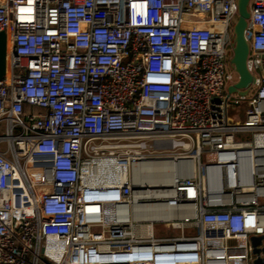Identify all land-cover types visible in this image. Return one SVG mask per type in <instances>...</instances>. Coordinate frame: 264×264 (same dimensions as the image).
I'll use <instances>...</instances> for the list:
<instances>
[{
    "label": "built area",
    "instance_id": "built-area-1",
    "mask_svg": "<svg viewBox=\"0 0 264 264\" xmlns=\"http://www.w3.org/2000/svg\"><path fill=\"white\" fill-rule=\"evenodd\" d=\"M249 12L241 95L238 0H0V264H254L264 0ZM151 163L169 185L132 175Z\"/></svg>",
    "mask_w": 264,
    "mask_h": 264
},
{
    "label": "water",
    "instance_id": "water-1",
    "mask_svg": "<svg viewBox=\"0 0 264 264\" xmlns=\"http://www.w3.org/2000/svg\"><path fill=\"white\" fill-rule=\"evenodd\" d=\"M238 6L239 15L234 25L235 38L233 55L230 61L238 73L239 79L234 85L229 87V92H238L241 95H246L255 82V76L248 68L250 43L245 36L247 19L250 16L249 0H238ZM7 49V34L5 31H0V80L5 76L7 71ZM263 238L264 236L260 235H254L251 237L253 252L257 255V258L254 260V264H262L263 262V259L260 256V249L257 247Z\"/></svg>",
    "mask_w": 264,
    "mask_h": 264
},
{
    "label": "bare ground",
    "instance_id": "bare-ground-1",
    "mask_svg": "<svg viewBox=\"0 0 264 264\" xmlns=\"http://www.w3.org/2000/svg\"><path fill=\"white\" fill-rule=\"evenodd\" d=\"M10 41L8 43V47H10ZM169 160V159H166ZM151 166L150 169L148 170V172H144V173H139V169L136 167H134L133 169H130L132 175L138 179L141 178H146L147 181H149L152 185H169L171 183L170 181V175L163 173L162 171H160L159 169H156V167H154L153 163L149 164ZM94 169L97 171L95 175H98V178L101 179V176L105 177L106 175L101 173L102 167L101 164L99 163V161H97L96 167H94ZM57 260H60V256H55L54 257Z\"/></svg>",
    "mask_w": 264,
    "mask_h": 264
},
{
    "label": "rangeland",
    "instance_id": "rangeland-1",
    "mask_svg": "<svg viewBox=\"0 0 264 264\" xmlns=\"http://www.w3.org/2000/svg\"><path fill=\"white\" fill-rule=\"evenodd\" d=\"M246 109H247L246 104L243 105V106L237 107V108L231 107V108H230V112H229V114H230V116L233 117V118H241V119H243L244 116H245V111H246ZM237 110H239V113H238V114H237ZM237 116H239V117H237ZM157 228H158V227H156V229H157Z\"/></svg>",
    "mask_w": 264,
    "mask_h": 264
}]
</instances>
